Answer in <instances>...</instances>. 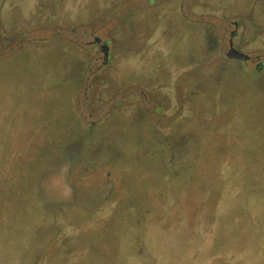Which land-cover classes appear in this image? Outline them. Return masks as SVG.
Returning <instances> with one entry per match:
<instances>
[{
    "label": "rangeland",
    "instance_id": "1",
    "mask_svg": "<svg viewBox=\"0 0 264 264\" xmlns=\"http://www.w3.org/2000/svg\"><path fill=\"white\" fill-rule=\"evenodd\" d=\"M0 264H264V0H0Z\"/></svg>",
    "mask_w": 264,
    "mask_h": 264
},
{
    "label": "trees",
    "instance_id": "2",
    "mask_svg": "<svg viewBox=\"0 0 264 264\" xmlns=\"http://www.w3.org/2000/svg\"><path fill=\"white\" fill-rule=\"evenodd\" d=\"M223 65L232 69L235 74H237L241 77H243V75L245 74L244 73L245 71H241V69H240V63H237L234 61L233 62L229 61L228 63H225ZM224 71H225V69H224ZM259 71H260V69H256V70L252 71L250 73V76H255ZM224 74H225V72L222 73L223 77H224ZM249 79H250V77H249ZM153 140H154V151L160 150L161 152H163V151L167 152V150H169V149L171 150L170 151L171 155H169V160H163V161H165V164H164L165 167L163 166L164 169H162L161 171L158 169V171L161 172V174H164L166 172L168 173V177L165 181L170 183L171 182L170 180L174 179V177H172V170L174 169V171H175V169L179 168V165L182 166L181 164H183L182 162H180L181 156L178 155L179 150H180V146L183 147L182 140L179 139V137H178V142H176V134H170L169 136H164V135H161L160 132H154V138L153 139H151L149 142L141 140L143 142H141V143L138 142V144H141L144 147H147V146H149L150 142H153ZM166 147L168 149H166ZM154 161H155V164L159 163V165H160V163H161V165H162V159H159L156 156H155ZM188 161H189L188 159H185L186 163ZM167 162H168V165H166ZM159 168H160V166H159Z\"/></svg>",
    "mask_w": 264,
    "mask_h": 264
},
{
    "label": "flooded vegetation",
    "instance_id": "3",
    "mask_svg": "<svg viewBox=\"0 0 264 264\" xmlns=\"http://www.w3.org/2000/svg\"><path fill=\"white\" fill-rule=\"evenodd\" d=\"M239 24L240 23L238 21L237 26L235 27V29L229 34L228 45H227L228 46V50L235 49V50L241 51V46L236 42V39H239V35H238ZM216 43H218V41ZM92 44H93L92 45V49L93 50L95 49V51L98 52L100 46L98 44H95V43H92ZM229 61H234V62L242 64V63H247V62L251 61V57L249 56V58L247 60H236V59H231L230 58ZM261 65H262L261 62L260 63L259 62L256 63V65H255L256 69H260ZM65 189L67 190V191L65 190L67 195H68V193H74V196H75V191H74V190H76L75 187L66 186L65 185Z\"/></svg>",
    "mask_w": 264,
    "mask_h": 264
},
{
    "label": "water",
    "instance_id": "4",
    "mask_svg": "<svg viewBox=\"0 0 264 264\" xmlns=\"http://www.w3.org/2000/svg\"><path fill=\"white\" fill-rule=\"evenodd\" d=\"M237 23H238V21H236L234 23L233 30L237 26ZM93 43L98 44L100 46V49H101V52H102V55H103V64L104 65L107 64L108 61H109V58H110L107 43L106 42H103L98 37L95 38V40L93 41ZM228 57L231 58V59H236V60H247L249 58V55L246 54V53H244V52H241V51H238V50H235V49H231L230 50V53L228 54Z\"/></svg>",
    "mask_w": 264,
    "mask_h": 264
}]
</instances>
